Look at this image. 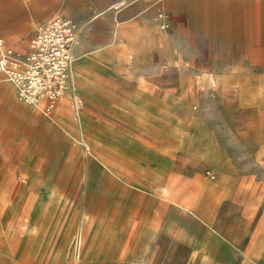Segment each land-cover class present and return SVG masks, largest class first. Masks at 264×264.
I'll use <instances>...</instances> for the list:
<instances>
[{
	"label": "rangeland",
	"instance_id": "1",
	"mask_svg": "<svg viewBox=\"0 0 264 264\" xmlns=\"http://www.w3.org/2000/svg\"><path fill=\"white\" fill-rule=\"evenodd\" d=\"M60 1L29 6L11 0L0 13L1 26L21 29L28 17ZM110 1L116 4L90 20L92 10ZM71 6L79 15L76 28L86 30L82 49H99L98 66L86 75L91 92L84 82L81 99L69 100L83 115L58 135L53 116L38 109L47 124L16 113L0 95V264H196L195 249L205 264H216L214 258H230L224 245L237 251L241 264L264 260V76L239 92L228 80L233 77L218 87L200 75L238 67L241 54L231 46L201 40L203 14L222 7L175 0H71ZM132 6L134 12L123 13ZM252 63L264 71V46ZM81 67L91 71L94 63ZM176 84L177 91H165ZM140 86L151 102L136 93ZM203 137L219 148L225 163L219 174L171 151L172 139L196 144ZM199 155L216 164L205 148ZM159 161L172 166L179 184L194 176L225 182L229 196L246 192L257 202V216H212L209 223L203 216L208 224L196 216H164L171 190L145 184L164 183L168 174L154 171ZM237 180L256 184L238 189ZM191 190L207 189L179 188L176 202L191 206L201 197L185 195Z\"/></svg>",
	"mask_w": 264,
	"mask_h": 264
},
{
	"label": "crops",
	"instance_id": "2",
	"mask_svg": "<svg viewBox=\"0 0 264 264\" xmlns=\"http://www.w3.org/2000/svg\"><path fill=\"white\" fill-rule=\"evenodd\" d=\"M11 0H0V13L4 10L5 6ZM17 1V0H16ZM26 4L31 6L35 0H23ZM175 2H185L188 6L190 4L196 5L202 2L203 4H207L210 7H222L221 12H210L209 14H203L201 26H199L201 32V40L212 42L213 44L218 45H227L231 46L235 53H240L241 57L237 59L239 63L237 64L238 67L235 71H207L201 72L202 77H211L214 78L218 87H222L225 80L224 77H233L232 80L234 85L237 86V90L242 92L243 87L245 86H252V80L258 77L264 76V71H259L255 68L250 67L252 63V58L256 56V52L258 51L259 45L264 46V0H175ZM116 1H110L103 7L98 9H94L91 11L90 20L97 18L100 14L104 13L105 9L108 7L115 5ZM125 9V10H124ZM133 9V6L130 8H122L123 13L130 12ZM129 10V11H128ZM136 8L133 9L134 12ZM182 12L179 9H174L173 12ZM77 10L71 6V0H62L60 2H55L54 5L46 10H43L39 15H35L32 17H28L25 24L21 27V29H12V28H3L1 26L2 20L0 18V38L5 40V42L11 45L15 50L20 52H27L28 51V42L32 35L34 34L35 28L37 25L46 22L57 15L68 16L73 19L76 24V18H79L77 15ZM187 18L193 19L196 21L198 15L192 13L188 10L182 12ZM79 20V19H78ZM42 21L41 23L37 24L38 22ZM127 21V18H122L119 20L121 24ZM37 24V25H36ZM36 26V27H35ZM77 26V25H76ZM243 28H246L249 31L242 32ZM253 29L254 31H251ZM86 30L84 29L83 25L77 29L76 32V41L73 48V55H72V63L70 65V80L73 89L74 97H70L69 95L63 96L62 100L58 102L55 109L50 114L49 118L52 116V121L57 124V134L65 135L64 129H62V125H68L72 123L71 120L75 118L76 114L80 117L83 115L79 111H77L78 107L74 104L70 103V101H74L75 98L80 97V93H82V83L86 82L90 86L89 93L91 92V83L86 80V75L91 73L98 65L94 61L96 60L95 55H98L99 49L94 48L91 52L83 50L81 44L79 42V38H83ZM259 32L261 34H259ZM18 35L16 38H12L11 35ZM126 35V34H125ZM94 53V54H93ZM180 56L178 53L175 55V59H179ZM91 60L94 63V68L90 70L84 71L81 64L86 61ZM82 69H81V68ZM84 67V65H83ZM188 74L181 73L178 75L179 77L187 76ZM189 75H192L189 72ZM209 75V76H208ZM249 78L248 81L242 78ZM181 82H183L181 80ZM249 82V83H248ZM177 86H168L166 87L165 91L174 92L177 91ZM140 88L136 91L144 97V99L149 103L151 99L146 97L144 93L146 92L144 89ZM88 93V94H89ZM168 93V92H167ZM79 94V95H78ZM0 95L3 96L4 104H6L11 110L15 111L16 113L23 114L26 116H33L36 117L37 120L43 123L49 124V122H44L40 119V115L38 112V108L24 103L20 101L16 96V91L14 86L11 82L4 79L0 75ZM78 97V98H79ZM167 99V96H164ZM81 99V97H80ZM70 100V101H69ZM162 99H160L161 102ZM82 102V100H81ZM46 103V102H45ZM44 115V114H43ZM4 121H1L0 124H4ZM173 144L171 151H174L176 154L182 153L185 158L191 159L192 163L196 162L199 163H207L213 167H215L218 171V174L221 173L223 165L225 164L221 159V155L219 152V148H216V145L213 143L212 139L209 138H200L196 144L190 143L189 138H184L181 142L178 140L172 139ZM205 148L214 158H216V164L208 161L207 159L201 157L199 154L202 149ZM114 164V162H112ZM112 164V165H113ZM148 164V163H147ZM150 164V163H149ZM146 165V164H145ZM119 167V164L118 166ZM126 164L123 163L121 168L123 172L125 171ZM146 167H148L146 165ZM172 166H167V164H162L159 161V164H156L154 167V171L162 172L168 174L165 177L164 183L156 181V182H149L146 181V185H152V187L160 186L163 188H169L171 192L169 193L170 198H165L168 200V208L171 210L168 215L166 213L164 216H178V214L182 216H196L197 218L201 219L205 224H208L212 220V216H257L256 211V200L251 197H246V192H237L236 196H229L223 191L225 187V182L220 180H196L194 176H191L190 180H186L183 182L178 183L176 179H174V174L176 171H172ZM189 176L186 177V179ZM160 178V177H158ZM159 180V179H158ZM132 182V181H129ZM137 187L140 185L135 182ZM237 188L238 189H250L255 186L256 182L252 180H237ZM130 184V183H129ZM134 185V184H131ZM130 185V186H131ZM147 189L149 186H143ZM187 190L191 188H204L207 190L193 192L186 191V194H197L201 197H198V200H194L195 202L191 204V206H183L176 202L178 200L179 193L175 190L177 189ZM162 190V195H163ZM165 197V196H164ZM154 200V199H153ZM262 206V205H261ZM264 208V206H262ZM264 210V209H262ZM180 211V212H179ZM262 215H264V211H262ZM149 216H157L149 215ZM208 217V223H206L204 217ZM213 238L219 240V235H211ZM224 248H230V258L228 260L220 261L217 258H214L216 264H241L240 259L237 261V251L233 250L231 245H224ZM250 252H253L252 250ZM195 256L198 259L196 264H205L204 260L198 255V251L195 249ZM255 253V252H253ZM242 257V256H241ZM240 257V258H241ZM254 261L257 260L256 256H251ZM195 261V260H194ZM220 262V263H219ZM192 264V263H190ZM249 264H254L253 261H250ZM258 264H264V260L259 261Z\"/></svg>",
	"mask_w": 264,
	"mask_h": 264
},
{
	"label": "built area",
	"instance_id": "3",
	"mask_svg": "<svg viewBox=\"0 0 264 264\" xmlns=\"http://www.w3.org/2000/svg\"><path fill=\"white\" fill-rule=\"evenodd\" d=\"M76 32L72 18L57 15L37 25L25 53L0 38V72L12 80L20 98H43L49 111L63 96L74 97L70 65Z\"/></svg>",
	"mask_w": 264,
	"mask_h": 264
},
{
	"label": "bare ground",
	"instance_id": "4",
	"mask_svg": "<svg viewBox=\"0 0 264 264\" xmlns=\"http://www.w3.org/2000/svg\"><path fill=\"white\" fill-rule=\"evenodd\" d=\"M71 63H72V59H71ZM0 75H1L4 79H6V80H8L9 82L12 83V85L14 86L15 91H16V96H17V98H18L20 101H22V102H24V103H27V104H30V105H33V106L37 107V108H38V109H39L44 115H50V114L52 113V111L55 109V107L57 106L58 102H60V101L62 100V98H64V97H62V98L56 100V102L54 103L52 109L49 110V111L47 112V110H46V108H45V102H46V101H45L43 98H39L37 101H29V100H25V99L20 98V97L18 96V94H17L16 86H15V84L12 82V80H11L7 75H5V74L2 73V72H0ZM67 96H68V95H67ZM79 238H80V237H79Z\"/></svg>",
	"mask_w": 264,
	"mask_h": 264
}]
</instances>
